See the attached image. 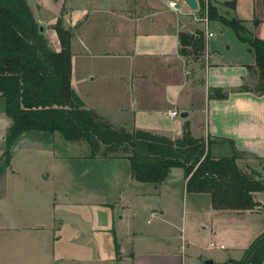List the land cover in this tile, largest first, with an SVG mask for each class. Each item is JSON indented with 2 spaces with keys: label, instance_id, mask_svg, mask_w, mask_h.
Masks as SVG:
<instances>
[{
  "label": "crops",
  "instance_id": "0c3cea01",
  "mask_svg": "<svg viewBox=\"0 0 264 264\" xmlns=\"http://www.w3.org/2000/svg\"><path fill=\"white\" fill-rule=\"evenodd\" d=\"M170 1H176L177 7H171ZM231 1L209 0V4L218 15L237 17L249 34L264 38L263 7L260 24L254 23L260 12L257 0H236L235 8ZM28 2L55 51L62 48L55 29L59 18L73 31L72 85L85 108L98 111L113 126L172 139L182 137L190 126L194 137L210 139L214 158L237 157L241 168L255 171L264 181V93L239 90L243 85L252 88L249 67L256 63L255 55L234 29L209 16L205 20V0H198L197 11L182 0ZM250 21L253 30L246 25ZM181 33L188 35L185 40L190 45H183ZM200 37L205 39L203 52L196 45ZM217 87L228 91L229 97L210 99L209 89ZM174 110L178 116L171 115ZM185 112L188 115L182 117ZM11 123L6 98L0 94L1 151L6 149ZM25 135L13 145L10 167L2 178L20 174L13 165L15 147L32 143L50 147L53 170L66 161L82 164L77 174L83 176V189L72 193L62 179L55 180L63 170L46 171L44 181L52 182L51 218L41 220L38 201L33 203L38 211L27 223L10 218L3 230L19 235L4 238L0 264H202L204 257L227 264L242 258L264 232V191L254 192L261 203L255 210H217L212 195L188 190L185 168H172L158 184L140 182L133 178L127 158L94 156L91 146L81 140L77 142L84 151L70 152L71 141L61 133L62 149L58 133L29 142L23 141ZM114 161L129 164L108 166ZM97 170L113 174L117 182L109 186L120 185L114 201L94 177ZM7 190L4 199L10 201ZM29 232L33 234L26 235ZM44 232L46 257L41 252ZM203 236L210 241L209 248L203 245ZM214 248L225 251L214 254Z\"/></svg>",
  "mask_w": 264,
  "mask_h": 264
},
{
  "label": "trees",
  "instance_id": "16d2710c",
  "mask_svg": "<svg viewBox=\"0 0 264 264\" xmlns=\"http://www.w3.org/2000/svg\"><path fill=\"white\" fill-rule=\"evenodd\" d=\"M264 8V0H262ZM234 8L236 0L229 2ZM209 19H218L235 30L255 55L249 72L255 85H243L239 90L264 93V38L247 37L244 22L237 17L218 15L209 4ZM255 24L261 20L255 18ZM61 50L55 51L34 17L28 0H0V94L6 98V114L12 123L6 135L7 165L13 145L27 132L61 133L71 142L85 140L94 156L123 157L132 165L133 178L140 182L161 183L174 167L185 168L192 192L212 195L217 210H255L261 206L254 192L264 191V181L255 171L241 168L237 157L214 158L210 139L196 138L186 125L183 136L172 139L151 131L113 126L98 111L85 108L72 85V38L60 17L55 25ZM187 34L181 33L183 45ZM199 52L205 49V39L199 38ZM185 52V48H181ZM210 99H225L230 93L222 87L209 89ZM264 210V206H262ZM227 264H264V232L244 251L239 260Z\"/></svg>",
  "mask_w": 264,
  "mask_h": 264
},
{
  "label": "rangeland",
  "instance_id": "374dc122",
  "mask_svg": "<svg viewBox=\"0 0 264 264\" xmlns=\"http://www.w3.org/2000/svg\"><path fill=\"white\" fill-rule=\"evenodd\" d=\"M257 4H258V11H260L258 13V16L256 18H259V16H261L260 14L262 13V7H263V3L262 0H257ZM245 10H247V5L244 6ZM261 8V9H260ZM252 24L253 22L250 21L247 25V27L251 30H253L252 28ZM40 25V24H39ZM246 28V26H245ZM247 29V28H246ZM244 35L247 37L250 36H254L252 34H249V32L246 30L244 32ZM240 45V43L238 44ZM243 45V44H242ZM237 49H239L240 51L243 50V48L241 46L237 47ZM254 77V75L252 74V78ZM254 79H256L254 77ZM253 80H250V86L252 87L253 85H255V82ZM180 119V117L178 118ZM44 134H47L46 136L48 138L51 137V134L49 133H42L39 131H29L26 133V135L24 136L23 141L24 142H29L30 140H36L35 138L38 137H45ZM61 135L60 133H58L57 135V139L59 141V143L61 142L60 140ZM66 141V140H64ZM57 142V141H56ZM81 143L85 144V146H87L86 141L81 140ZM71 150L70 152H76V153H82L81 151H84V146L80 143H73L70 142L69 143ZM59 149L64 148L63 144L60 143L58 144ZM0 148H2V145L0 144ZM15 152H14V158H13V165L16 166L18 168L19 171V175L18 176H11L8 179L2 178L1 174L4 171H7V169L10 167L7 165L6 162V156L4 155V149H0V255L2 256L4 253V238L7 237V235H11V237H15L19 234H8L7 232H5V230H3V227L5 226V224L8 223V221L11 220L14 222H19V220H22L20 223H27L29 220V216H33L34 212L37 213L38 210H36L33 206L35 204L34 201H38V205L37 208H39V212L40 214L38 215L42 221H49V218H51V214H52V205H51V200L49 199V195H50V189L52 186V182L49 181H44L45 179H43V174L46 171H58V170H63V172L61 173V175L55 177V180H61L62 182H65V184L68 187L67 190H71L72 193H80V191L83 189V176L77 174V171H79L80 169H82L79 165V162L77 161H66V162H62V167L59 169L54 168L53 170V166L51 165V151L48 150V148L50 147H44V146H36L33 145L32 143H29L25 146L21 147H15ZM67 148V147H66ZM88 148V147H87ZM4 150V151H3ZM73 150V151H72ZM69 163V164H66ZM78 163V164H77ZM71 164V165H70ZM129 163H127V161H114L111 164H109L108 166L110 167H115V166H124V165H128ZM93 168H97L96 165L93 166ZM65 171V172H64ZM59 172V171H58ZM97 173L95 174V178L97 181H99V184H101V188L102 190H104L106 196L111 200L114 201L115 200V195L118 193V186H120L119 184H117L115 187H111L109 185H113L115 184L117 181L113 182V174H102L101 170H97L95 171ZM99 172V173H98ZM101 179V180H100ZM41 180H43L46 183L41 182ZM103 180V181H102ZM27 181V182H25ZM110 182V183H109ZM9 188V192H8V196H9V200L4 199L5 195L7 193V189ZM73 195V194H72ZM264 197V196H263ZM8 198V197H7ZM181 205L183 204V202L180 203ZM186 207L187 209L190 208V205L187 203L186 201ZM22 211V212H20ZM20 216V217H19ZM37 216V215H36ZM151 220H155V218H151ZM48 232V231H47ZM47 232L42 233L45 238L43 239V245L41 246V252H43V255L46 257L47 256V249H48V243L47 241ZM29 234H33L31 232H29L26 235ZM37 234V233H35ZM39 235V234H37ZM209 240V239H207ZM210 241H205L204 240V236L202 239V243L206 248H209L210 245L209 244ZM215 242V241H213ZM218 244V243H217ZM39 245V243H38ZM227 250L230 249L229 246ZM224 249H218V248H214V254H221V252H224ZM189 260V259H188ZM187 260V261H188Z\"/></svg>",
  "mask_w": 264,
  "mask_h": 264
},
{
  "label": "water",
  "instance_id": "95a60500",
  "mask_svg": "<svg viewBox=\"0 0 264 264\" xmlns=\"http://www.w3.org/2000/svg\"><path fill=\"white\" fill-rule=\"evenodd\" d=\"M183 2H185L187 5L190 6V8L193 10V11H197L198 8H199V3H198V0H182ZM41 26V32L45 30V26L43 25H40ZM188 113L185 112L183 116H187ZM202 264H214V259L212 257H204L202 259Z\"/></svg>",
  "mask_w": 264,
  "mask_h": 264
},
{
  "label": "built area",
  "instance_id": "2783aa9c",
  "mask_svg": "<svg viewBox=\"0 0 264 264\" xmlns=\"http://www.w3.org/2000/svg\"><path fill=\"white\" fill-rule=\"evenodd\" d=\"M205 3L207 4V15H206V17H205V20H207V19H208V16H209V14H208V13H209V0H205ZM176 4H177L176 1H170V3H169V5H170L171 7H174V8L177 7ZM208 35H209V36H212V33H209ZM171 115H172V116H178V115H179V112L176 111V110H174V111L171 112ZM221 247H223V245H221Z\"/></svg>",
  "mask_w": 264,
  "mask_h": 264
}]
</instances>
